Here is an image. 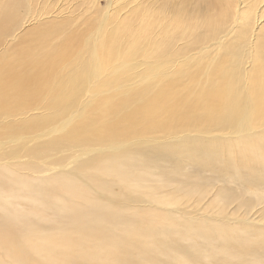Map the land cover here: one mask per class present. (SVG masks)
Returning a JSON list of instances; mask_svg holds the SVG:
<instances>
[{"label": "rangeland", "instance_id": "obj_1", "mask_svg": "<svg viewBox=\"0 0 264 264\" xmlns=\"http://www.w3.org/2000/svg\"><path fill=\"white\" fill-rule=\"evenodd\" d=\"M215 2L225 13L208 9ZM236 8V0H0V83L14 68L26 77L34 69L36 83L21 96L36 104L0 110V264H264V124L245 137L237 124L229 132L226 106L191 115L185 102L189 82L204 95L199 80L210 76L244 115L246 79L260 75L254 61L264 69V10L243 24L230 15ZM100 45L169 72L150 90L157 114L59 146L13 143L64 119L10 123L45 108L48 86L92 62ZM95 148L97 164L79 168Z\"/></svg>", "mask_w": 264, "mask_h": 264}, {"label": "bare ground", "instance_id": "obj_2", "mask_svg": "<svg viewBox=\"0 0 264 264\" xmlns=\"http://www.w3.org/2000/svg\"><path fill=\"white\" fill-rule=\"evenodd\" d=\"M236 6L237 8L232 10L230 15L238 17L243 24L254 23L259 8L262 7L264 10V0H236ZM245 8H258V10L249 11L248 9L246 11ZM208 9L225 13L227 6L221 2H215ZM261 14L263 15L264 11ZM224 18L226 17L223 16L220 21L223 22ZM227 22H231L233 25L241 24L239 20L234 24L232 17L227 18ZM247 32L251 35L249 31ZM231 41V44L235 45V40L231 39ZM248 49L249 54L253 56L254 47L249 46ZM118 53L119 51L114 49L104 50L102 45L95 46L92 62L76 65L70 71L69 79L48 86L52 90V96L44 101L45 108L14 117L10 123L14 124L17 129L28 122L45 123L52 116L60 114H64V119L37 134L14 135L12 142L15 144L59 146L66 139L76 140L81 137H95L107 131L126 132L145 118L154 117L157 114L155 109L159 106V101L153 100L150 96V90L154 91V88L164 84L169 72L166 70L150 71L147 67L139 68L131 60L129 54L122 53L114 56ZM254 63L259 67L260 75L257 79L253 76L246 79L245 97L243 99L244 115L240 117L235 111L238 107V96L227 87L224 88L222 95L218 90H215L216 81L210 76L203 81L199 80V83H204V87H206L204 95L197 92L202 84L189 82L190 88L188 89L189 93L186 94L185 102L191 104L192 110L188 113L197 115L199 111L203 113L205 110L209 113H217L211 108L213 104L226 106L225 113L231 117L229 132L237 124L240 134L245 137L264 135V127L259 128V134L254 130L261 123L264 124V69L260 62L254 61ZM117 64L118 71L109 70ZM171 69L175 72V69ZM4 72L8 78L5 79V82L0 83L1 97L8 94L10 98L12 97V101L0 103V110L9 112L10 108L36 104L31 99L21 98L24 90L31 92L36 88V83H33L34 69L28 71L27 77L20 68L5 69ZM58 72L60 73V69ZM134 76L138 77L132 80ZM84 90H89L90 95L84 94L82 97ZM228 95L232 97V102H229ZM149 102L152 104L148 105ZM176 103L173 102L172 104ZM100 149L95 148L82 153L78 157L79 168L95 166L100 159L99 155L102 154ZM120 149L119 146L111 147V151L118 152ZM8 163L4 161L2 165L6 167Z\"/></svg>", "mask_w": 264, "mask_h": 264}]
</instances>
